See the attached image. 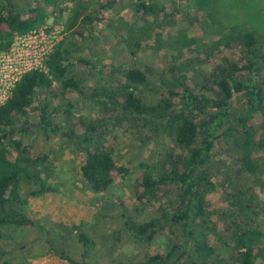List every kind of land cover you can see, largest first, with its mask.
I'll return each mask as SVG.
<instances>
[{
  "label": "trees",
  "instance_id": "trees-1",
  "mask_svg": "<svg viewBox=\"0 0 264 264\" xmlns=\"http://www.w3.org/2000/svg\"><path fill=\"white\" fill-rule=\"evenodd\" d=\"M44 1H36L24 16L18 4L0 0V53L10 49L16 35L43 26L46 6L60 0ZM69 1L72 7L65 23L69 34L47 55L46 70L25 73L0 106V246L6 226L32 223L24 211L22 184H37L32 195L53 190L38 170L39 164L46 163L47 155H33L31 143L22 137L30 126L29 109L39 110L43 128L51 129L50 112L58 109L54 100L65 101L70 91L80 98L87 97L85 82L94 76L91 61L76 53L83 50L81 45L92 41L98 9L92 0ZM118 2L108 0L101 3L100 9L113 8ZM214 3L215 0H197L199 7L212 8ZM129 6L133 17L124 21L128 29L120 36L132 52L143 40L152 39L156 24H169V28L176 24L173 12L163 4L135 0ZM248 25L226 29L212 36L216 37L214 45L204 43L200 47L199 41L208 38H195L186 29L177 28L168 39H160L162 43L157 48L171 52L174 62L167 69L170 75L163 73L153 79L148 68L113 64L109 67L111 76L97 82L90 92V99L103 106L99 117H79L76 125L80 133L73 127L70 131L60 126L53 128L67 134L85 153L81 174L95 193L109 191L117 176L129 171L117 163L107 145L103 128L110 120L123 118L134 122L137 130L145 134L163 130L172 136L174 144L165 155L140 162L143 172L136 182L137 198L143 206L156 205L154 216L140 222L131 217L128 209H121L125 228L136 240L150 244L167 230L169 248L146 254L141 260L112 264H264V226L258 220L256 195L247 183L229 186L231 176L226 175L220 185L226 190L227 206L221 209L211 207L206 198L207 188L219 185L212 181L207 167L221 134L232 133L245 181L247 173L255 177L264 174V136L260 131L264 130V34L258 32L256 24ZM135 34H139L140 41ZM74 61L86 66V72H74ZM188 72L192 75L188 76ZM151 83L161 85L164 92L154 104L145 100V89ZM237 96L244 99L241 110L234 105ZM72 105L67 101L68 108ZM259 115L262 118L258 123ZM224 125L227 127L223 133H218ZM136 210L141 214L143 208ZM80 228L75 227L84 247V259L77 261L63 253L61 256L72 264H97L88 261L95 242L85 231L78 232ZM5 252L0 247V264H11L4 259Z\"/></svg>",
  "mask_w": 264,
  "mask_h": 264
},
{
  "label": "rangeland",
  "instance_id": "rangeland-1",
  "mask_svg": "<svg viewBox=\"0 0 264 264\" xmlns=\"http://www.w3.org/2000/svg\"><path fill=\"white\" fill-rule=\"evenodd\" d=\"M12 1L27 16L29 9L39 0ZM40 1L45 3L44 0ZM92 1L98 9L96 16L99 19L95 22V32L91 36L90 44L81 45L83 50L76 53V56L87 57L93 64L94 76L87 78L85 82L87 97L80 98L78 93L70 91L65 96V101L55 99L53 105L58 109L50 112L49 119L53 123L51 129L43 128L39 110L34 107L29 109L30 126L22 137L24 142L31 143L33 155H47L46 163L43 166L39 164L38 170L53 190L32 195L31 191L37 189V184H22L21 197L26 199L24 211L32 223L21 227H5L6 236L0 247L6 251L4 259L11 264H72L61 253L82 261L84 247L78 239L76 225L81 226L78 232L85 231L95 242L88 258L90 263L136 261L143 259L146 254L166 251L169 248L167 230L160 232L150 244L140 242L126 230L121 209H128L131 217L140 222L154 216L156 205L143 206L137 198L136 182L143 172L140 162L154 161L165 155L174 144L172 136L163 130L158 134H145L137 130L134 122L123 118L110 120L103 128L106 130L107 145L117 163L124 165L129 171L125 175L117 176L109 191L95 193L88 188L81 174L85 153L78 150L76 142L67 134L55 132L53 128L60 126L70 131L69 128L73 127L80 133L81 128L76 125L79 117L87 120L99 117L103 106L97 100L90 99V92L97 82H103L108 75L111 76L109 67L113 64L120 67L136 65L148 68L153 79H159L163 73L165 76L170 75L167 69L174 62L170 59L171 52L157 48L179 27L186 29L189 36L208 38L206 41L200 40L199 47L204 43L214 45L216 37L213 39V35L222 34L226 29L243 24L247 27L248 23L256 24L259 26L258 32L264 34V0H215L212 8L210 5L199 7L197 0H145L163 4L170 9L176 24L169 28V24L160 26L155 23L152 39L143 40L136 52H132L122 43L120 35L122 32L125 34L128 29L124 21H131L133 10L129 5L135 0H119L115 7L109 9H100L101 3L108 0ZM71 7L69 0L47 5L45 24L35 29V33L14 38L15 47H18L16 42H19V47L23 49H27L29 45H38L43 53L50 52L69 34L65 31V23ZM135 35L140 41L139 34ZM73 64L74 72H86V66L75 61ZM191 75L188 72V76ZM157 82L160 83V80ZM163 93L161 85L151 83L145 89V100L154 104ZM67 101L74 105L68 108ZM243 103L241 96L234 100V105L240 110L243 109ZM37 105L38 102H35L34 106ZM52 107L49 111H52ZM261 118L259 115L258 123ZM226 127L227 125L221 127L218 133H223ZM256 128H259L258 125ZM260 131L264 136V130L260 128ZM238 157L232 133L221 134L215 141L214 153L207 167L212 181L219 185L216 189L207 188V201L213 208L226 207V190L220 185L224 177L231 176V181L228 179L229 186L244 181L248 189L256 195L260 213L258 220L264 226V174L255 177L247 173L246 182L240 172L241 163ZM137 207L143 208L141 214L137 212Z\"/></svg>",
  "mask_w": 264,
  "mask_h": 264
},
{
  "label": "built area",
  "instance_id": "built-area-1",
  "mask_svg": "<svg viewBox=\"0 0 264 264\" xmlns=\"http://www.w3.org/2000/svg\"><path fill=\"white\" fill-rule=\"evenodd\" d=\"M32 30L31 33H35ZM28 34V33H26ZM17 36H25L19 34ZM18 47H15L13 41L12 46L8 51L0 53V106L6 102L12 94L13 88L22 76L31 70H46L45 60L47 54L38 45H29L27 49L19 47V42H16Z\"/></svg>",
  "mask_w": 264,
  "mask_h": 264
}]
</instances>
